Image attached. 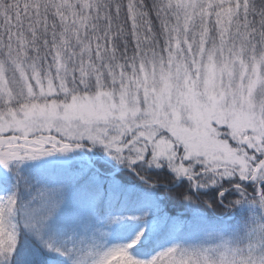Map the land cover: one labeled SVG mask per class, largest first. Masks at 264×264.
Instances as JSON below:
<instances>
[{"label":"snow or ice","instance_id":"6c2138e0","mask_svg":"<svg viewBox=\"0 0 264 264\" xmlns=\"http://www.w3.org/2000/svg\"><path fill=\"white\" fill-rule=\"evenodd\" d=\"M0 264H264V0H0Z\"/></svg>","mask_w":264,"mask_h":264},{"label":"trees","instance_id":"16d2710c","mask_svg":"<svg viewBox=\"0 0 264 264\" xmlns=\"http://www.w3.org/2000/svg\"><path fill=\"white\" fill-rule=\"evenodd\" d=\"M183 209L179 208V207H175L172 209V212L173 214L176 212V211H182Z\"/></svg>","mask_w":264,"mask_h":264}]
</instances>
